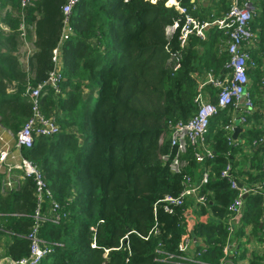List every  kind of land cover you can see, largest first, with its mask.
Masks as SVG:
<instances>
[{
	"label": "trees",
	"instance_id": "16d2710c",
	"mask_svg": "<svg viewBox=\"0 0 264 264\" xmlns=\"http://www.w3.org/2000/svg\"><path fill=\"white\" fill-rule=\"evenodd\" d=\"M166 1L81 0L71 15L72 34L61 49L62 92L48 88L42 98L43 111L56 116L62 132L39 137L32 147L22 149L24 157L42 168L67 212L60 223L48 219L41 228L42 238L57 244L42 264H183L178 245L187 235L209 245L211 260L222 255L228 234L223 218L236 191L219 173L233 159L226 152L234 156L238 147H230L219 128L223 114L213 119L208 134L217 153L209 161L214 172L204 189L214 196L209 195L208 207L198 210L207 220L193 222L185 216L182 224V207L170 214L162 202L156 205L182 188L183 175L173 173L162 159L171 152L168 121L188 119L197 111L196 75L208 69L221 72L229 58L228 35L211 26L205 39L190 36L181 49L182 67L174 71L175 59L166 47L169 43L172 52L180 49L179 30L169 38L166 27L177 19L183 23L184 15ZM178 1L201 23L215 18L208 6L193 9L192 0H168V4ZM15 2L21 9L20 0ZM65 2L37 0L36 6L23 12L25 20L36 24V50L31 56L34 77L28 80L34 86L46 80L53 68ZM15 17L9 20L12 33L0 31V115L2 123L17 133L31 114V103L25 95L27 74L20 69L15 49L8 46L20 36L21 12ZM3 77L17 80L19 89L9 94ZM255 130L253 136L249 133L250 142L264 135ZM76 131L86 135L81 145ZM68 152L74 155L66 169ZM186 158L189 170L198 175L200 166L191 149ZM243 173L244 169L239 170L249 183L253 178ZM35 188L28 179L5 192L0 190V219L7 221L0 226V239H9L6 254L13 259L30 252L27 235L37 207ZM262 199L261 193L246 198L243 222L256 221L260 228ZM156 223L159 232L149 235ZM94 240L97 247L92 246Z\"/></svg>",
	"mask_w": 264,
	"mask_h": 264
},
{
	"label": "built area",
	"instance_id": "2783aa9c",
	"mask_svg": "<svg viewBox=\"0 0 264 264\" xmlns=\"http://www.w3.org/2000/svg\"><path fill=\"white\" fill-rule=\"evenodd\" d=\"M35 1L20 0L22 11L20 30L22 38H25L26 35L23 12L27 7L34 6V3L36 4ZM194 1L193 9H197L198 3L203 0ZM228 1L230 2L229 9L224 16L215 17L212 21L203 23L178 1L175 6L184 15V22L181 23V20L177 19L166 27V33L169 38H172L179 30L178 41L180 49L172 52L169 43L166 47L171 54V59H175L174 71L182 67L183 55L181 49L186 47L192 34L205 39L206 30L211 26H217L228 35L225 50L228 52L229 58L224 65V73L218 75L213 69L207 71L203 79L198 83V93L195 97L197 111L188 119L177 118L168 121L171 152L164 154L162 159L169 163L173 173L183 175L182 188L179 194H167L156 205L162 202L165 211L170 214H177V209L182 207V224L185 216L191 218L192 215V211H188L189 200H193L195 207L200 209L201 207H208L211 199L209 195L214 194L213 191L204 190L214 172L209 161L217 153L208 138L213 119L221 114L226 115V120L222 122L220 129L224 130L228 145L236 147L244 143V139L234 137L236 127L242 125L248 129L257 110L256 99L252 94V89H250L251 81L249 76V69L257 67V62L252 54L258 39V35L252 25L257 15L256 8L251 0ZM80 2L81 0H66L63 5L64 26L61 38L53 49V68L50 70L49 76L36 86L30 82L27 83L25 95H27L31 103V114L16 135L17 147L21 153L23 148L32 147L37 138L53 137L62 132V127L56 116L47 115L43 111L42 98L47 94L48 88L53 89L57 94L62 92L61 83L65 79L61 51L62 44L72 34L70 18ZM209 85L213 88L216 100L208 97L211 92H207L208 94L205 92L206 86ZM262 86L264 91V77L262 78ZM263 142L264 135L253 139L250 144L259 146ZM189 149L192 150L195 160L200 166L198 175L189 170V159L186 158ZM226 155L233 157L230 150L226 152ZM9 159V150L0 149V173L5 174V189H12L31 179L36 187L37 207L33 215V224L27 235L30 243L29 254L20 259L7 257L5 260L8 264H42L55 251L57 244L43 239L41 228L48 219L60 223L67 216V212L56 199L44 171L37 163L24 157L23 154L17 163L12 164ZM14 171H19L17 178L14 177ZM219 177L227 179L231 189L236 191V195L229 203L227 213L223 218L228 234L222 248V255L215 261H201L198 256L207 254L209 245L202 238L187 235L178 245V249L182 253L180 258L184 262L183 264H235L230 257L241 253L242 243L244 246L247 245L244 244L243 234H241L240 230L244 221L246 197L260 194L264 191V178L258 183L245 182L238 174L237 167L230 160L220 169ZM92 229L96 230L94 227ZM158 232L159 226L156 223L149 235L152 233L157 234ZM129 233L125 235V239H128ZM149 235L143 237L148 239ZM259 237L264 238L261 234H259ZM94 238L96 237L94 236ZM92 246L97 247L95 240L92 242ZM128 248L130 249L129 245ZM261 248L264 256V245ZM170 257H174V255L171 254Z\"/></svg>",
	"mask_w": 264,
	"mask_h": 264
},
{
	"label": "crops",
	"instance_id": "0c3cea01",
	"mask_svg": "<svg viewBox=\"0 0 264 264\" xmlns=\"http://www.w3.org/2000/svg\"><path fill=\"white\" fill-rule=\"evenodd\" d=\"M40 1L41 0H38V3ZM193 1L194 0H192V2ZM225 1L226 2H224V0H203L202 2L198 3V5L199 7L202 5L208 6L209 7L208 10H210L209 12L210 14H214L215 17H222L227 13L229 9V4H230V2L228 3L227 0ZM251 1L253 2L256 8V12H257L256 18H254L252 25H253V29L256 31L258 35V39L255 43L254 49L252 50V54L257 62V67L249 69V76H250V81H251L250 89H252V94L254 95L256 99V103H257L256 109L257 110H256L254 118L252 119V123L249 124L250 128L248 127L247 129L242 125L237 126V127H241V130L238 133V139L239 138L244 139V143L236 147L237 150L234 152L232 162L237 167L238 174H239V170L244 169L245 171V173H243L244 176H247V179L253 178L249 181V183L251 182L258 183L263 180L261 177H263L264 175V142L261 143L260 147L252 146L250 144L252 143L250 142L251 139H249L248 136H249V133H250V137L253 136L255 133H257L255 129H259L264 132V91L262 90V87H263L262 78L264 77V55H263V52H264V0H251ZM35 2L37 3V0ZM17 5L18 3L15 2V0H0V31H4L5 34L12 33V28L9 24V20H11V18L15 16H18L16 15L17 9H18ZM34 6H36L35 3H34ZM167 6H173V5L167 4ZM37 15H38L37 17L40 16L39 13H37ZM21 23H22V20H21ZM24 23H25L26 35H25V38H22L21 30H20V38H22L25 41L26 39H28V43H27V47L26 46L24 47V50L26 51V56L24 59L26 64L24 63L21 65L23 68L22 71H24L27 74V81L28 80L30 81L31 78L34 77V69L31 66V56L36 50V38H37L36 24L34 21H30L27 19L24 20ZM20 27H21V24H20ZM29 43H31L32 47H29ZM207 71H209V69L206 70L201 75H196L198 83H200V81L203 79L204 74ZM214 71L218 75H222L224 73V66L221 72L216 71V70ZM3 82L5 83L6 90L9 94H12L11 92L19 87V82L15 79L8 81V78L3 77ZM209 86H206L205 92L206 93L211 92V94L207 93L208 97L214 100L215 97L213 94V90L212 91L208 90ZM96 95L97 94L95 92V97ZM224 116H225V119H220L219 121V128L222 125V122L226 120V115L224 114ZM1 120H2V117H0V149H3V150L8 149L10 152V159H9L10 163L12 164L17 163L22 157V153L17 147V141H16L17 133L14 132L11 128H8L7 126H5ZM76 132H77V138L79 139V144L81 145L84 143L86 139V135L82 132L81 133L78 131ZM18 174H19V171H14L15 178L19 176ZM239 175L243 176L241 174ZM0 190L1 192H5L6 190H9V189H5V174L4 173H0ZM261 194L263 195L261 205H262L263 212H264V191L261 192ZM198 210L199 209L195 207L193 200H189L188 201V211L189 212L192 211V215L190 219L193 220V222L206 221L208 216L206 217L204 215H200V211ZM6 222H7L6 220L0 219V226H4ZM253 226L254 224L252 223H249V225L246 226L245 222H243V226L241 227L240 230H241V234H243L242 230H244V234L242 237L244 238V244H247V245L244 246L242 244L243 248L241 250V253L236 256L230 257V259H232V261L235 264H258L259 260L264 257L263 250L259 251L257 249L258 247H260V245H258L259 242H257V238L252 232ZM259 234L264 236V223L261 224V228L257 232V237ZM8 240L9 239L7 237H3L0 239V264H8V262L5 260L7 257H9L6 254V243ZM263 245H264V242L262 246ZM235 258L237 259L235 260Z\"/></svg>",
	"mask_w": 264,
	"mask_h": 264
},
{
	"label": "rangeland",
	"instance_id": "374dc122",
	"mask_svg": "<svg viewBox=\"0 0 264 264\" xmlns=\"http://www.w3.org/2000/svg\"><path fill=\"white\" fill-rule=\"evenodd\" d=\"M153 1V0H152ZM168 4V0L166 1V5ZM18 6V5H17ZM18 9H17V14L16 15H18V13H19V11L20 12H22L21 11V9H19V6L17 7ZM27 43H28V39H26V41L25 40H23L22 38H20V36H18L17 38H16V40L14 41V42H11L10 43V45L8 44V46L11 48V49H15V50H12L13 52H14V55H16V57H18V60H19V62H20V69H23L22 68V65L21 64H26V62H25V56H26V51L24 50V47L26 46L27 47ZM29 47H32V45H31V43H29ZM23 62H22V61ZM28 82V81H27ZM27 85V83L25 84V86ZM19 89V87L17 88V89H15L14 91H12L11 93H14L15 91H17ZM0 117H1V115H0ZM73 152H68V153H66V160H65V162H66V166L67 167H65L66 169H69V166L71 165V163L73 162ZM71 173V172H70ZM263 216H264V214H262V216H261V223H264V218H263ZM249 223H250V221H246L245 222V225L247 226V225H249ZM252 224H254V226H253V229H252V232H253V234L256 236V238H257V242H259L258 243V245H260V247H258L257 249L259 250V251H261L262 250V248H261V246H262V244H263V242H264V238H260L259 237V235H258V237H257V232L260 230V228H261V225H260V228H257L256 227V224H257V222L255 221V222H252ZM243 234H244V231H243ZM260 240H259V239ZM243 244V243H242ZM264 249V248H263ZM198 258L201 260V261H205V262H210L211 261V259H210V257H209V255L208 254H204V255H200V256H198ZM237 258H235V260H236ZM258 264H264V257L263 258H261L260 260H259V263Z\"/></svg>",
	"mask_w": 264,
	"mask_h": 264
},
{
	"label": "water",
	"instance_id": "95a60500",
	"mask_svg": "<svg viewBox=\"0 0 264 264\" xmlns=\"http://www.w3.org/2000/svg\"><path fill=\"white\" fill-rule=\"evenodd\" d=\"M240 130H241V127H236L235 132H234V137L235 138H238V133L240 132Z\"/></svg>",
	"mask_w": 264,
	"mask_h": 264
},
{
	"label": "bare ground",
	"instance_id": "6f19581e",
	"mask_svg": "<svg viewBox=\"0 0 264 264\" xmlns=\"http://www.w3.org/2000/svg\"><path fill=\"white\" fill-rule=\"evenodd\" d=\"M178 2L175 3V5L177 4Z\"/></svg>",
	"mask_w": 264,
	"mask_h": 264
}]
</instances>
